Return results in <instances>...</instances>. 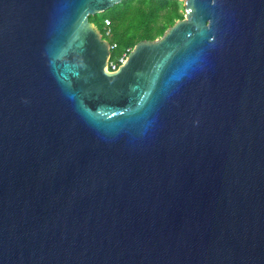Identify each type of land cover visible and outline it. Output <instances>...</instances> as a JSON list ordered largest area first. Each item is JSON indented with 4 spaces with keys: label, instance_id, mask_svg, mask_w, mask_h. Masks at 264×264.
I'll use <instances>...</instances> for the list:
<instances>
[{
    "label": "water",
    "instance_id": "obj_1",
    "mask_svg": "<svg viewBox=\"0 0 264 264\" xmlns=\"http://www.w3.org/2000/svg\"><path fill=\"white\" fill-rule=\"evenodd\" d=\"M123 1L0 0V264H264V0L109 73Z\"/></svg>",
    "mask_w": 264,
    "mask_h": 264
},
{
    "label": "trees",
    "instance_id": "obj_2",
    "mask_svg": "<svg viewBox=\"0 0 264 264\" xmlns=\"http://www.w3.org/2000/svg\"><path fill=\"white\" fill-rule=\"evenodd\" d=\"M185 6L180 0H124L109 11L90 16L101 32L103 39L116 48L115 59L127 50H132L141 41H153L184 19ZM106 21H109L110 36H106Z\"/></svg>",
    "mask_w": 264,
    "mask_h": 264
},
{
    "label": "built area",
    "instance_id": "obj_3",
    "mask_svg": "<svg viewBox=\"0 0 264 264\" xmlns=\"http://www.w3.org/2000/svg\"><path fill=\"white\" fill-rule=\"evenodd\" d=\"M109 24H110L109 21H106V26H107L106 27V36H110L111 35V31L108 28ZM115 48H116L115 45H110L111 58L109 59L108 65H107V71L109 73L117 72L121 68V66H123L126 63L128 55L132 51V50L129 49L123 55H121V56H119V57H117L115 59H112V53L115 50Z\"/></svg>",
    "mask_w": 264,
    "mask_h": 264
},
{
    "label": "rangeland",
    "instance_id": "obj_4",
    "mask_svg": "<svg viewBox=\"0 0 264 264\" xmlns=\"http://www.w3.org/2000/svg\"><path fill=\"white\" fill-rule=\"evenodd\" d=\"M180 1H182V2H183V4H184V6H185V2H186V0H180ZM184 13H185V11H184Z\"/></svg>",
    "mask_w": 264,
    "mask_h": 264
}]
</instances>
